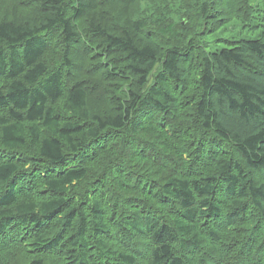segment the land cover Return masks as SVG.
<instances>
[{
	"label": "trees",
	"instance_id": "obj_1",
	"mask_svg": "<svg viewBox=\"0 0 264 264\" xmlns=\"http://www.w3.org/2000/svg\"><path fill=\"white\" fill-rule=\"evenodd\" d=\"M141 260L264 264V0H0V264Z\"/></svg>",
	"mask_w": 264,
	"mask_h": 264
},
{
	"label": "rangeland",
	"instance_id": "obj_2",
	"mask_svg": "<svg viewBox=\"0 0 264 264\" xmlns=\"http://www.w3.org/2000/svg\"><path fill=\"white\" fill-rule=\"evenodd\" d=\"M238 27V26H237ZM239 28V27H238ZM251 33H246L244 30H243V33L241 34V36H243L244 38H251ZM140 264H147L144 260H141Z\"/></svg>",
	"mask_w": 264,
	"mask_h": 264
}]
</instances>
